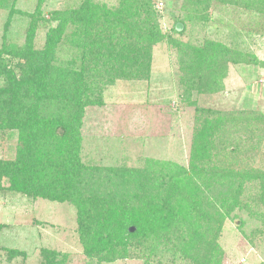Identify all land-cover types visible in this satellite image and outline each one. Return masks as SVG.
I'll list each match as a JSON object with an SVG mask.
<instances>
[{"label":"rangeland","instance_id":"1","mask_svg":"<svg viewBox=\"0 0 264 264\" xmlns=\"http://www.w3.org/2000/svg\"><path fill=\"white\" fill-rule=\"evenodd\" d=\"M260 1L0 0V48L14 50L28 41L33 48H42L47 33L57 25L51 12L77 11L82 5L91 10L96 7L97 18L84 23L67 22L59 36L56 56L65 61L73 59L77 64L84 61V56L89 60L86 48L95 40L97 31L104 39L111 31L119 32L114 26H102L109 16L106 13L128 18L129 28L123 34L132 39L145 14L157 12V17H151L156 19L164 38L151 47L148 76L116 79L101 88V103L87 108L82 118L79 158L81 165L96 167L99 189L110 172L115 176L126 167L142 171L146 192L157 196L162 190L167 197L166 189L157 187L158 176L187 175L184 171L189 168L194 141L199 135L209 152L207 163L220 160L226 166L227 154L239 152L243 163L264 170V66L226 62L222 87L215 92L207 81L198 83L193 79L194 71L186 70L184 65L185 61L191 62L196 48L209 40L232 52L252 54L264 63V12L259 10ZM180 21L184 24L177 32L175 24ZM11 50L0 56V84L5 80L1 59L17 70V59L10 55ZM240 109L252 110V115L238 113ZM22 139L20 129L0 128V162L13 163L21 157ZM144 173L149 177V185ZM246 197H242L241 203L253 206L254 197ZM110 209L108 206L107 211ZM215 209L224 211L221 207ZM77 210L70 200L33 197L13 190L5 176L0 178V264H42L40 250L46 248L54 250L64 264L145 263L142 252L116 254L108 260L85 256L76 232ZM240 219L244 220L242 226ZM253 219L240 206L221 221L217 237L223 251L220 264H264V232H253ZM195 249L189 252V258L172 264L199 263L203 247ZM217 258L220 259L218 254Z\"/></svg>","mask_w":264,"mask_h":264},{"label":"trees","instance_id":"2","mask_svg":"<svg viewBox=\"0 0 264 264\" xmlns=\"http://www.w3.org/2000/svg\"><path fill=\"white\" fill-rule=\"evenodd\" d=\"M221 1L231 3V0ZM260 2L259 10L264 12V0ZM51 15L57 25L47 33L42 48H33L30 41L21 48H10V55L17 59V70L1 59L5 80L0 84V128H18L23 139L19 143L21 157L13 163L0 162V178L5 176L13 190L33 197L74 202L78 208L76 232L83 253L99 260L142 252L144 264H172L180 258H189V252L201 246L203 256L197 264H220L223 251L217 237L221 221L240 206L254 217L253 232H264V170L243 163L239 152L227 154L226 166L220 160L207 163L210 156L200 135L194 141L189 168L184 171L187 175L158 176L157 187H164L167 197L162 190L157 196L146 192L142 171L126 167L115 176L110 172L99 189L96 167L81 165L79 158L85 110L99 105L101 88L116 79L147 77L151 47L164 35L151 17L158 15L154 10L138 22L132 39L123 34L129 28L128 18L108 12L102 26H114L119 32L111 31L104 39L100 30L97 31L95 40L86 48L89 60L84 56V61L75 64L73 59L65 61L56 56L59 36L67 22L84 23L97 18L96 7L91 10L82 5L77 11L54 10ZM10 50L2 46L0 56ZM196 50L191 62H184L185 68H191L193 79L198 83L207 81L215 92L222 87L226 62L264 66L256 56L232 52L212 40ZM237 111L252 115V110ZM204 161L201 166L199 162ZM86 175L94 178L90 180ZM144 175L149 185V177ZM244 195L254 197L253 206L241 203ZM108 206L112 208L110 211ZM111 219L115 220L114 224L109 223ZM210 223L211 227H207ZM239 223L242 226L244 220L240 219ZM131 226L135 228L132 232L128 230ZM40 254L42 264L65 262L57 258L54 250L41 249Z\"/></svg>","mask_w":264,"mask_h":264},{"label":"water","instance_id":"3","mask_svg":"<svg viewBox=\"0 0 264 264\" xmlns=\"http://www.w3.org/2000/svg\"><path fill=\"white\" fill-rule=\"evenodd\" d=\"M180 26H181V23H179V22L175 24V28H176V29H179ZM134 229H135V228H134L133 226H131V227L128 228V230L131 231V232L134 231Z\"/></svg>","mask_w":264,"mask_h":264}]
</instances>
